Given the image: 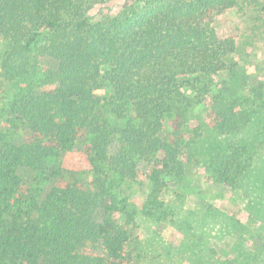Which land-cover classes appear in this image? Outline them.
<instances>
[{"label":"trees","instance_id":"1","mask_svg":"<svg viewBox=\"0 0 264 264\" xmlns=\"http://www.w3.org/2000/svg\"><path fill=\"white\" fill-rule=\"evenodd\" d=\"M250 4L0 0V264H176L135 234L178 220L167 180L238 189L264 144L261 49L218 29Z\"/></svg>","mask_w":264,"mask_h":264},{"label":"rangeland","instance_id":"2","mask_svg":"<svg viewBox=\"0 0 264 264\" xmlns=\"http://www.w3.org/2000/svg\"><path fill=\"white\" fill-rule=\"evenodd\" d=\"M250 1L249 7L227 10L218 29L239 41L247 39L241 44L253 42L249 48H260L261 51H253V58L264 72V14L253 10L257 3L264 6V0ZM44 36L42 34L36 46L43 43ZM5 49V43L0 42V60ZM247 70L251 73L252 69ZM244 94L248 93L241 95ZM197 121L199 118L193 119L192 124ZM55 163L66 169L87 170L85 157L79 152L61 153ZM167 182L169 189L162 198L178 220L173 217L158 225L150 220L139 221L135 234L148 254L159 253L160 262L176 264H264V144L258 148L253 170L241 180L238 189L207 183L193 166L187 167L185 180L175 184L171 180ZM181 185L189 193L185 191L186 196L178 199L176 195ZM129 192L139 205L145 189L133 188ZM195 211L201 217L190 214ZM187 223L194 229L189 231ZM186 232H190L189 236ZM170 246L178 248L177 252ZM256 246L263 250L259 251Z\"/></svg>","mask_w":264,"mask_h":264}]
</instances>
